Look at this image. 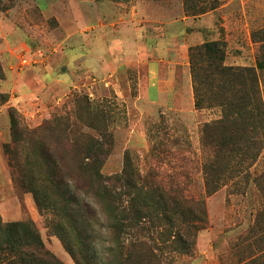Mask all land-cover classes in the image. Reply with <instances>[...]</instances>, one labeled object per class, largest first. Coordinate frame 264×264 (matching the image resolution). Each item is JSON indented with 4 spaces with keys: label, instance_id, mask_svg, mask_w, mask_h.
Segmentation results:
<instances>
[{
    "label": "rangeland",
    "instance_id": "1",
    "mask_svg": "<svg viewBox=\"0 0 264 264\" xmlns=\"http://www.w3.org/2000/svg\"><path fill=\"white\" fill-rule=\"evenodd\" d=\"M219 1L216 10L194 17L183 0H0V96L8 100L0 97L4 222L32 220L46 248L63 264H76L33 195L15 189L5 153L14 139V109L30 138L52 145L70 168L80 165L93 138L109 152L105 176L121 173L127 154L143 172L169 175L182 167L191 175L208 223L192 256L165 249L164 264H240L252 247L257 252L248 237L264 208L258 189L252 185L244 195L235 182L205 193L201 129L222 111L196 109L189 49L222 41L227 65L256 67L260 44L252 34L264 28V0ZM261 81L264 95V74ZM64 122L76 131L64 132ZM263 171L264 153L254 168Z\"/></svg>",
    "mask_w": 264,
    "mask_h": 264
},
{
    "label": "trees",
    "instance_id": "2",
    "mask_svg": "<svg viewBox=\"0 0 264 264\" xmlns=\"http://www.w3.org/2000/svg\"><path fill=\"white\" fill-rule=\"evenodd\" d=\"M183 2L186 14L194 17L220 4L219 0ZM252 38L260 44L256 67L227 65V46L222 41L189 49L196 109L222 111L220 119L201 129V145L207 152L202 163L207 196L235 182L241 194L254 185L264 196V171L254 172L264 153V28L254 31ZM10 117L14 139L5 153L15 189L33 195L38 211L48 215V230L76 264H164L162 250L194 254L208 212L206 200L195 193L184 168L169 175L158 168L143 172L127 154L123 171L105 176L108 149L103 141L89 138L80 165L73 169L52 145L30 138L14 109ZM59 126L66 133L76 131L65 122ZM179 143L180 139L174 142ZM156 151L153 147L151 154ZM254 227L248 239L257 252L252 247L240 264H264V208ZM0 264L63 263L46 248L32 220L4 222L0 213Z\"/></svg>",
    "mask_w": 264,
    "mask_h": 264
}]
</instances>
